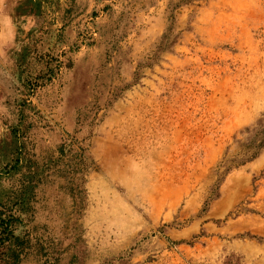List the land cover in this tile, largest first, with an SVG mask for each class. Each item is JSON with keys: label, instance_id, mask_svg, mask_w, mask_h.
<instances>
[{"label": "rangeland", "instance_id": "obj_1", "mask_svg": "<svg viewBox=\"0 0 264 264\" xmlns=\"http://www.w3.org/2000/svg\"><path fill=\"white\" fill-rule=\"evenodd\" d=\"M262 144L264 0H0L19 264H264Z\"/></svg>", "mask_w": 264, "mask_h": 264}, {"label": "trees", "instance_id": "obj_2", "mask_svg": "<svg viewBox=\"0 0 264 264\" xmlns=\"http://www.w3.org/2000/svg\"><path fill=\"white\" fill-rule=\"evenodd\" d=\"M18 222L12 210H0V264L20 262L23 250L17 236Z\"/></svg>", "mask_w": 264, "mask_h": 264}, {"label": "bare ground", "instance_id": "obj_3", "mask_svg": "<svg viewBox=\"0 0 264 264\" xmlns=\"http://www.w3.org/2000/svg\"><path fill=\"white\" fill-rule=\"evenodd\" d=\"M138 136V135H137Z\"/></svg>", "mask_w": 264, "mask_h": 264}]
</instances>
